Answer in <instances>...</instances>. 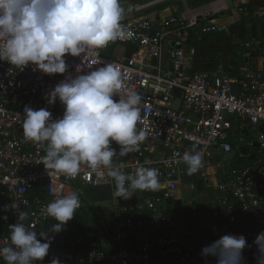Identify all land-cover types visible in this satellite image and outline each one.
<instances>
[{
    "label": "built area",
    "instance_id": "built-area-1",
    "mask_svg": "<svg viewBox=\"0 0 264 264\" xmlns=\"http://www.w3.org/2000/svg\"><path fill=\"white\" fill-rule=\"evenodd\" d=\"M150 4H135L134 12ZM203 16L124 19L127 36L115 42L130 45L131 50L107 55L110 43L85 58L87 64L102 59L117 65L124 87L137 90L142 98L138 128L146 130L147 139L139 151L117 155L114 164L128 174L139 167L158 169L162 189L137 191L127 200L113 195L115 186L106 170L103 177L86 165L75 177L46 170L39 161L47 145L26 142L22 135L26 105L45 107L53 118L62 116L63 105L58 100L48 105L45 94L68 73L75 76L97 66L90 69L80 57L67 56L68 72L49 76L31 66L20 71L0 61V205L15 201L29 213L25 223L48 232L53 219L41 213L52 200L69 191L81 196L87 188L107 187L110 192L112 247L78 235L59 241L57 234L49 233L54 238L41 264L57 258L61 264H204L197 231L167 211L187 172L182 156L194 145L204 162L197 174L209 184L212 200V221L204 228L208 244L223 234H243L252 245L244 250L246 264H256L252 242L264 231V68L252 56L263 42L245 43L243 63L233 77L191 71L196 54L192 35L196 33L198 40L218 30L210 17ZM77 65L82 73L76 72ZM112 147L119 152L115 142ZM16 221L13 211H0V247L10 243L9 225ZM0 264L5 262L0 259Z\"/></svg>",
    "mask_w": 264,
    "mask_h": 264
},
{
    "label": "clouds",
    "instance_id": "clouds-1",
    "mask_svg": "<svg viewBox=\"0 0 264 264\" xmlns=\"http://www.w3.org/2000/svg\"><path fill=\"white\" fill-rule=\"evenodd\" d=\"M124 13L121 0H0V61L20 71L31 66L49 76L68 72L67 56L80 57L90 69L97 66L82 73L77 65L76 72L82 74L68 73L45 94L48 105L57 100L63 105L62 116L53 118L45 107L26 105L22 135L26 142L47 145L39 161L46 170L67 177L77 176L82 165L101 177L106 170L115 186L113 195L127 200L137 191L162 189L158 169L139 167L128 174L122 165L114 164L117 155L139 151L147 139L146 130L138 128L142 98L137 90L124 87L121 70L114 63L102 59L85 62L92 51L126 38L121 24ZM113 142L120 146L119 152ZM182 160L188 175L204 166L203 154L195 145L184 152ZM80 203L76 191L49 202L41 214L57 223L48 232H38L25 223L29 213L15 201L0 205V211H13L17 217L16 223L9 225L10 243L0 247V259L5 264H41L54 238L49 233L64 230ZM252 244L256 264H264V231ZM250 247L243 234H223L202 246L200 256L204 264H246L244 250ZM51 264L61 262L57 258Z\"/></svg>",
    "mask_w": 264,
    "mask_h": 264
},
{
    "label": "crops",
    "instance_id": "crops-1",
    "mask_svg": "<svg viewBox=\"0 0 264 264\" xmlns=\"http://www.w3.org/2000/svg\"><path fill=\"white\" fill-rule=\"evenodd\" d=\"M132 1V9L126 11V16L142 14L143 17L160 18L174 14H184L187 17L204 15L217 24V31L201 35L198 40L195 38L196 33L192 35L191 44L195 46L196 54L191 71L233 77L243 63L242 52L245 43H253L256 40L263 42L262 49L255 51L252 58L258 67L264 68V0H121V4ZM144 3L151 4L142 11L134 12L135 4ZM124 19L126 18L122 20ZM180 181V187L167 203V211L183 217L186 225L197 231L199 246H205L210 237L204 228L212 221L209 184L207 185L197 173L188 175L185 172ZM99 188L104 191L98 192L97 188L85 189L84 194L79 196L80 201L89 200V191L93 192L95 198H101L100 194L105 193L110 200L109 189ZM196 192L198 196L195 195ZM95 210L97 218L100 219L103 209L97 206ZM91 221L95 222L94 219ZM53 223L57 221L53 220ZM111 228L112 209L104 218V222L98 220L91 224L86 211L80 205L65 229L57 235L59 241L68 235H78L89 239L95 245L111 248Z\"/></svg>",
    "mask_w": 264,
    "mask_h": 264
},
{
    "label": "rangeland",
    "instance_id": "rangeland-1",
    "mask_svg": "<svg viewBox=\"0 0 264 264\" xmlns=\"http://www.w3.org/2000/svg\"><path fill=\"white\" fill-rule=\"evenodd\" d=\"M135 1V0H134ZM133 1L132 3H125V4H121L122 7L124 8L125 10V13H124V16L123 18H126V20H131V19H136V18H141L143 17L142 14H136L134 16H126V11L128 9H132V5H133ZM132 47L128 44H121V43H116V42H112L110 44V47L106 50V54L109 55L111 52L115 53V54H121L122 52H128ZM97 191L98 192H103L104 190L101 189V188H97ZM97 192V193H98ZM93 192H88V199L89 200H81L80 202V205L81 207L86 211L87 213V217L89 218V222L92 224V223H95L97 222L98 220L100 222H104V218L107 216V214L111 211L112 209V203L110 202V200L108 199V196L107 194H103L101 193L100 194V197L101 198H95L94 195L92 194ZM196 196H198V193L196 192L195 193ZM97 206H100L102 209H103V215L100 217V219L97 218L96 216V210L95 208ZM92 219L95 220L94 221H91ZM93 226V225H92Z\"/></svg>",
    "mask_w": 264,
    "mask_h": 264
},
{
    "label": "water",
    "instance_id": "water-1",
    "mask_svg": "<svg viewBox=\"0 0 264 264\" xmlns=\"http://www.w3.org/2000/svg\"><path fill=\"white\" fill-rule=\"evenodd\" d=\"M170 44H171V46H173V45H174V43H173V42H171ZM176 94L180 95V92H176Z\"/></svg>",
    "mask_w": 264,
    "mask_h": 264
}]
</instances>
